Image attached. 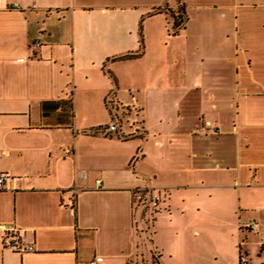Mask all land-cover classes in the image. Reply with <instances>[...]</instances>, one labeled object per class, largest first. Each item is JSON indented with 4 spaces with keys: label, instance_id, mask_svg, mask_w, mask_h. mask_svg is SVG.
<instances>
[{
    "label": "crops",
    "instance_id": "obj_1",
    "mask_svg": "<svg viewBox=\"0 0 264 264\" xmlns=\"http://www.w3.org/2000/svg\"><path fill=\"white\" fill-rule=\"evenodd\" d=\"M1 173L0 264H264V0H0Z\"/></svg>",
    "mask_w": 264,
    "mask_h": 264
},
{
    "label": "built area",
    "instance_id": "obj_2",
    "mask_svg": "<svg viewBox=\"0 0 264 264\" xmlns=\"http://www.w3.org/2000/svg\"><path fill=\"white\" fill-rule=\"evenodd\" d=\"M36 43H39V42L37 41ZM116 128H117L116 123H113L110 126H108V129L111 131H115ZM212 131L215 132L214 129H212ZM7 178H8V175L6 173L0 174V186H2L5 183ZM97 185L100 187L102 185V181L98 180ZM134 197H135L136 201H138L139 203H141L145 207H147L151 202H155V201L157 202L158 201V196H156L154 193H151L147 189H140V190L136 189V191L134 193ZM258 225L259 224L257 221H251L248 226L251 228H256ZM4 243L6 246H8V247H10V248H12L18 252L33 251L35 249L34 245H32V244H24L20 240V238H18L16 233L7 235L4 239ZM78 264H102V263L98 259H93L90 261L79 262Z\"/></svg>",
    "mask_w": 264,
    "mask_h": 264
},
{
    "label": "trees",
    "instance_id": "obj_3",
    "mask_svg": "<svg viewBox=\"0 0 264 264\" xmlns=\"http://www.w3.org/2000/svg\"><path fill=\"white\" fill-rule=\"evenodd\" d=\"M161 9H155L152 14H155L157 12H160ZM173 16H174V23H173V29L174 31H177L180 27H183L185 25V22L187 20V15H186V11H185V8L183 6L180 7V11L178 14H175L173 13ZM144 52V43H143V34H142V31H141V48L140 50H138L137 52L133 53H126V54H123V55H119V56H116V57H113V60H127V59H133V58H137L139 56H141ZM46 104L47 102H43L42 104V109L45 113L46 111ZM60 104L65 107V104H66V107H70V111H71V114H72V117L75 116L74 112H73V105H72V102L70 101H61V102H58L57 103V106L56 108H58V106H60ZM135 135H130V136H125L126 138L128 137H133Z\"/></svg>",
    "mask_w": 264,
    "mask_h": 264
}]
</instances>
